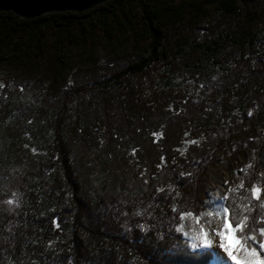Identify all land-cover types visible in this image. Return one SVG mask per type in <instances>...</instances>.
<instances>
[{"label": "trees", "instance_id": "16d2710c", "mask_svg": "<svg viewBox=\"0 0 264 264\" xmlns=\"http://www.w3.org/2000/svg\"><path fill=\"white\" fill-rule=\"evenodd\" d=\"M203 20L223 44L243 46L264 20V0H108L35 18L0 10V62L11 59L20 80L39 83L21 122L39 121L44 133L40 153L21 144L12 163L0 158L10 174L0 190V264H211L213 253L191 249L176 229L182 213L206 207L217 154L248 148L245 189L264 179V59L224 48L212 55L218 73L205 75L188 33ZM122 36L130 48L103 64H70L71 48L85 52L107 37L117 49ZM259 42L264 53V33ZM179 58L199 71L195 93L169 78ZM71 69L61 87L59 75ZM21 88L14 91L27 94ZM0 107L2 117L12 111ZM13 199L19 206L6 202Z\"/></svg>", "mask_w": 264, "mask_h": 264}, {"label": "rangeland", "instance_id": "374dc122", "mask_svg": "<svg viewBox=\"0 0 264 264\" xmlns=\"http://www.w3.org/2000/svg\"><path fill=\"white\" fill-rule=\"evenodd\" d=\"M211 13L214 14V10H211ZM207 23L208 22L203 20L202 22H199L195 28L189 29L188 32L190 36L189 40L191 42L193 41V43L195 44H200L197 46V49L206 66L205 70H203L205 75H215L218 73L217 64L215 63L214 56L212 55L213 53H215V55L221 54L225 49H227L231 53H235L236 55L244 53L245 56H248L251 54L252 48L254 57L261 56L264 59V53H261L259 48V41L263 37L264 33V20L259 21L257 27L253 31L251 39H246L243 43V46H238L231 41L223 44V37L219 39L217 38L219 36L216 37L215 34H211V30L207 29L206 27ZM121 38H123L121 40L123 44L117 49H115V45L108 41L107 37H101L97 40H93L90 50H86L85 52H81L82 49L78 47H73L70 50L68 49L69 51H67L70 57V64L75 67L79 63L81 65H93L95 63L103 64L113 53L122 50L125 51L130 48V46H128L126 42L127 40L124 39L125 36H122ZM216 38L219 39L218 41L221 42L222 45H224L222 48H219L216 42H214ZM34 44H32V46H34ZM15 51L16 48L12 49L10 51V54L14 53ZM8 58H10V56H8ZM40 61L43 62L44 59H40ZM177 64V68H175L174 70H169V78L171 79V82L175 85H179V87L181 86L185 88L189 93H195L197 89L201 88V81H199V77H197V73L199 71H197V68L192 64V61L186 58H179ZM165 68V64L160 65V67L158 66V69L160 71L164 70ZM71 72L72 69L71 71L64 70L62 74L59 75L61 87H66L70 82H72ZM36 74L37 72L35 68L32 71V75ZM20 77L21 73L12 64L11 59L6 60L5 62H0V85H3L2 88L7 89V91L4 92L5 97L2 101V104L4 106L7 105L12 110L3 117L0 115V158H6L5 163L7 164L13 162L12 160L15 158L14 154H16L17 152L21 153L22 148H17V150H15L16 145L22 144L25 145V147L31 148L32 150L35 149V153H40L42 151V149L39 147L41 146V144L38 143V141L43 139L44 133L43 129L40 127L39 121L34 122L39 125H29L25 122L22 123L20 119L21 116L29 115L22 114V112L25 111V108L27 110V107H29V103L33 101L32 94L38 95V93L40 92L37 88H33L32 84H36L39 86V83L31 81L27 82L25 80L23 81L20 80ZM162 80L163 79L161 77L158 78L159 82H161L162 84L165 83ZM18 85H20V91H24L21 86H26L27 88H29L27 94L19 95L16 91H14ZM253 89L250 92H246V94L244 95L243 102L245 107H250V103L256 96ZM26 97L27 99H25ZM237 103L238 99L234 102L233 105ZM10 113H12V116L10 117L9 121L4 125H1L2 120L10 115ZM257 128H262V122L257 123ZM189 143H191V140L188 138L185 141V144ZM261 152L263 167L259 170V172H264V146L262 147ZM253 159V152L246 147L243 149V153H237L234 149L231 148V152L228 154V156L223 157L221 153L216 155L215 161L208 168V172L204 182L207 189V205L200 213L211 211L216 205L223 202L220 198L225 197L229 192V189L237 188L243 182L241 174H237L238 170L243 169V167ZM8 179H10L9 171L0 169V190L4 189L2 182ZM208 220H212L211 226L213 228L216 227L218 220L216 218L209 217L202 218L200 225L195 224L194 220L190 217L183 220L181 224H184L186 231L191 232L193 228H199L201 225H206V222ZM183 237L188 242V244H190V239L188 237H185L184 235ZM216 241L214 243H216ZM208 250L213 253V261L211 262V264H232V262H230L227 257L217 255V247ZM261 254L264 255V253Z\"/></svg>", "mask_w": 264, "mask_h": 264}, {"label": "snow or ice", "instance_id": "6c2138e0", "mask_svg": "<svg viewBox=\"0 0 264 264\" xmlns=\"http://www.w3.org/2000/svg\"><path fill=\"white\" fill-rule=\"evenodd\" d=\"M251 167L253 166L249 164L244 169L238 170L237 174H244ZM242 190L243 195L240 194ZM229 194L220 198L223 202L211 211L202 212L199 215L188 211L180 216L181 221L190 217L197 225H200L204 217L216 218L218 220L216 227L213 228L212 220H208L206 225L193 228L191 232L185 230L184 224H181L176 231L190 239L189 246L193 250H208L218 246L232 264H264V255L261 254L264 253V198H262L264 197V179L250 189H245L244 184L241 183L237 188L229 189ZM230 198L231 202H229ZM6 202L16 203L19 206V202L15 199ZM257 207L261 209V212L257 215L256 222L251 223L252 213ZM217 238L218 245L214 243ZM230 238L235 242V246L230 243Z\"/></svg>", "mask_w": 264, "mask_h": 264}, {"label": "water", "instance_id": "95a60500", "mask_svg": "<svg viewBox=\"0 0 264 264\" xmlns=\"http://www.w3.org/2000/svg\"><path fill=\"white\" fill-rule=\"evenodd\" d=\"M108 0H0V10L22 18H35L55 11L84 12Z\"/></svg>", "mask_w": 264, "mask_h": 264}, {"label": "bare ground", "instance_id": "6f19581e", "mask_svg": "<svg viewBox=\"0 0 264 264\" xmlns=\"http://www.w3.org/2000/svg\"><path fill=\"white\" fill-rule=\"evenodd\" d=\"M230 243H232L233 246H235V242L232 241L231 238H230ZM216 244L218 245V239H217V241H216ZM217 255H218V256H219V255H222V256H225V257H226V254H224L223 251H222V249H219L218 246H217Z\"/></svg>", "mask_w": 264, "mask_h": 264}]
</instances>
